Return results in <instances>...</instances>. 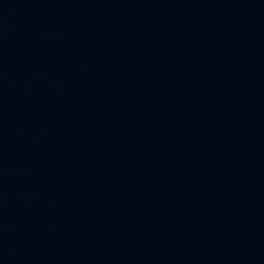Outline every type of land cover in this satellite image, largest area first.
I'll return each mask as SVG.
<instances>
[{
    "label": "water",
    "instance_id": "obj_1",
    "mask_svg": "<svg viewBox=\"0 0 264 264\" xmlns=\"http://www.w3.org/2000/svg\"><path fill=\"white\" fill-rule=\"evenodd\" d=\"M0 264H264V0H0Z\"/></svg>",
    "mask_w": 264,
    "mask_h": 264
}]
</instances>
